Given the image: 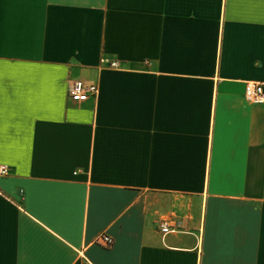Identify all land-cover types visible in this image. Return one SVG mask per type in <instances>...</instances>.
I'll list each match as a JSON object with an SVG mask.
<instances>
[{
	"label": "crops",
	"instance_id": "0c3cea01",
	"mask_svg": "<svg viewBox=\"0 0 264 264\" xmlns=\"http://www.w3.org/2000/svg\"><path fill=\"white\" fill-rule=\"evenodd\" d=\"M247 82L264 0H0V264H264Z\"/></svg>",
	"mask_w": 264,
	"mask_h": 264
},
{
	"label": "built area",
	"instance_id": "2783aa9c",
	"mask_svg": "<svg viewBox=\"0 0 264 264\" xmlns=\"http://www.w3.org/2000/svg\"><path fill=\"white\" fill-rule=\"evenodd\" d=\"M111 66H117V63H111ZM98 94V87L95 84H87L81 80H76L69 84L67 89V97L76 102H82L90 97H96ZM244 99L251 104H264V84L247 82L244 87ZM9 169L5 165H0V176H5ZM160 231L162 234H167L172 230L166 223L161 224ZM99 241L105 245H112V239L108 236H99Z\"/></svg>",
	"mask_w": 264,
	"mask_h": 264
}]
</instances>
